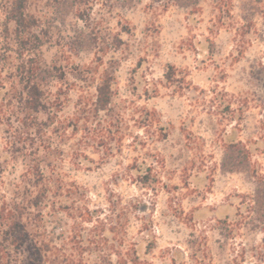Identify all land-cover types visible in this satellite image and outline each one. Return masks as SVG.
I'll return each instance as SVG.
<instances>
[{
    "label": "rangeland",
    "instance_id": "obj_1",
    "mask_svg": "<svg viewBox=\"0 0 264 264\" xmlns=\"http://www.w3.org/2000/svg\"><path fill=\"white\" fill-rule=\"evenodd\" d=\"M9 4L0 0V50L16 48ZM26 5L37 21L31 47L68 80L52 83L58 118L71 126L53 135L45 169L64 185L44 212L54 242L92 228L89 211L117 222L147 264H264V0ZM73 73L86 98L102 78L111 83L107 110L79 111ZM23 164L13 161L5 182Z\"/></svg>",
    "mask_w": 264,
    "mask_h": 264
},
{
    "label": "trees",
    "instance_id": "obj_2",
    "mask_svg": "<svg viewBox=\"0 0 264 264\" xmlns=\"http://www.w3.org/2000/svg\"><path fill=\"white\" fill-rule=\"evenodd\" d=\"M26 4L27 0H10L7 13L16 25V48L7 44L0 50V131L6 135V154H0V264H89L90 258L95 264H147L128 246L117 222L108 225L100 217L94 220L93 212L88 211V218L83 216L92 228L80 225L60 246L47 231L44 212L64 185L60 174L55 172L49 178L45 169L55 162L53 135H66L71 127L58 118L62 96L53 92L52 83L68 80L61 69L42 63L35 52L41 45L31 47L34 39L38 41L37 21L28 14ZM72 76V86L82 93L81 113L91 109L99 114L108 109L112 86L107 79H101L95 98H86L88 91L81 85L85 78L76 73ZM81 121L80 117L74 121L73 131ZM90 121L84 118L83 123ZM19 160L24 162V172L8 184L4 174Z\"/></svg>",
    "mask_w": 264,
    "mask_h": 264
}]
</instances>
